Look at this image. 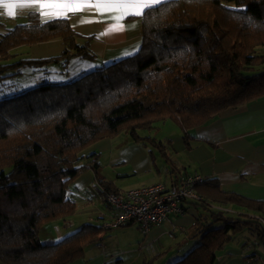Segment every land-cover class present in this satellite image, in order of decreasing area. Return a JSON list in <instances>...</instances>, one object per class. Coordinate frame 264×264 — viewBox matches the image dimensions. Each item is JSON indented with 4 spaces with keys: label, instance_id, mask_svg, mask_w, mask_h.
Returning <instances> with one entry per match:
<instances>
[{
    "label": "trees",
    "instance_id": "1",
    "mask_svg": "<svg viewBox=\"0 0 264 264\" xmlns=\"http://www.w3.org/2000/svg\"><path fill=\"white\" fill-rule=\"evenodd\" d=\"M80 38L67 19L43 22L39 12L0 36V60L8 61L0 64L1 264H72L100 244L105 230L95 223L50 244L40 238L44 224L76 213L67 193L82 172L97 174L98 155L86 164L80 156L95 142L128 134L167 158L162 142L140 132L172 121L190 149L192 130L264 98V0H169L143 15L136 54L68 82L21 91L2 84L25 67L66 70L75 59L95 60L90 38L83 44ZM57 39L64 43L58 56L12 60L20 46ZM100 185L105 197L119 193L111 182ZM196 190L199 243L171 264H215L237 230H250L264 244V201L225 192L216 178ZM231 206L255 216L223 212Z\"/></svg>",
    "mask_w": 264,
    "mask_h": 264
},
{
    "label": "crops",
    "instance_id": "2",
    "mask_svg": "<svg viewBox=\"0 0 264 264\" xmlns=\"http://www.w3.org/2000/svg\"><path fill=\"white\" fill-rule=\"evenodd\" d=\"M10 11L15 15H9ZM42 11L58 10L55 8L42 10L34 5L0 6V36L17 25L26 23L30 12H39L43 22L67 19L73 29L81 35L79 43L83 44L90 38L89 46L95 55V60L75 59L66 70L60 64L25 67L17 76L6 78L3 85L16 87L18 84L23 89H28L47 80L68 82L98 66L109 65L130 57L142 46L143 15L126 16L117 21L114 17L120 15L119 12H105L102 15L96 7H84L76 12L67 11L66 15H42ZM120 25H122L120 30H114ZM63 50L64 43L61 39L37 45L20 46L12 51L14 55L12 60L44 59L58 56ZM7 62L0 60V64ZM15 73L16 71L11 70L6 73V76ZM40 74L42 77H38ZM157 126H159L158 129L165 130L162 132L165 135L159 139V142L163 143L167 158L155 157L153 152L150 156L140 145L127 146L121 150V157H112L109 162L112 166L110 171L99 168L96 181L111 182L118 192H125L159 182L169 185L177 184L187 175L200 174L206 178H216L225 192L264 201V98L250 101L237 109L229 108L203 126L192 130L190 149L186 146L184 133L174 122L167 121ZM122 143L120 142V145ZM111 147L110 138L101 139L81 152V159L97 154L98 148L105 150ZM75 183L77 190L67 193V196L77 203V211L72 217L78 219L83 215L85 219L83 225L95 223L100 226L110 215L102 186H96L95 195L89 192V187L94 184L91 172L78 176ZM226 210L238 216H255L242 209L234 210L228 207ZM198 215L199 211L194 206V202H190L187 204L185 215L171 216L162 225L153 227L146 234L148 243L152 244L162 236L178 237L179 235L183 236L186 242L191 239L196 246L199 243L195 228ZM95 246L108 249V243L106 244V237L103 234L102 241ZM91 247L93 246L86 249L85 257L77 261L80 263L72 264H92L89 255L91 251H87ZM237 252L232 250L227 255L230 257ZM248 257L252 263L259 259L257 254ZM235 261L241 262V259L231 258L226 263L234 264ZM216 262H219V256Z\"/></svg>",
    "mask_w": 264,
    "mask_h": 264
},
{
    "label": "rangeland",
    "instance_id": "3",
    "mask_svg": "<svg viewBox=\"0 0 264 264\" xmlns=\"http://www.w3.org/2000/svg\"><path fill=\"white\" fill-rule=\"evenodd\" d=\"M262 51L263 50L260 52ZM38 77H42V74L38 75ZM15 89L21 91L23 87L16 84ZM158 128L159 126H156L153 130L141 131L140 135L159 141V139L165 135V133H162L165 130L163 128ZM109 138L112 141L111 148L105 150L101 148L97 149L98 162L100 168L102 167L104 171H110L112 169L109 163L112 157H121V150L127 146L140 145L143 149L147 150L150 156H152L151 152H153L155 157H164L159 150H155V148L151 146V143H138L128 134H120ZM128 141L129 143H127ZM120 142H123L122 145H120ZM90 160L91 159H85L81 164H86ZM86 172H91L93 174L94 184L89 187V192L95 195L96 186L99 187L101 182L96 181L97 176L92 170L82 172L79 177ZM75 182L76 180L72 183L69 189L70 192L77 190ZM231 209L236 210L240 208L231 206ZM223 212L230 216H238V214L231 211L223 210ZM84 221L85 219L83 215H81L78 219L70 217L44 224L40 232L42 242L44 244L56 242L53 240H59L80 229ZM103 236L106 237V244L108 243L107 250L98 246H93L87 250L88 252L91 251L89 255L91 257L90 259H92V264H171L184 258V256L195 247L191 239L186 242L184 241V237L179 235L178 237H172L171 235L162 236L157 241L149 244L148 235L146 236V234L143 233L140 225L137 223L113 230H105ZM232 250L238 252L229 257L227 253ZM254 254H257L259 259L252 263L248 256ZM218 256L219 262L215 264H227V260L231 258L241 259V262L235 261L234 264H264V244L250 230H237L233 232V240L218 253ZM224 256L225 258H223Z\"/></svg>",
    "mask_w": 264,
    "mask_h": 264
},
{
    "label": "built area",
    "instance_id": "4",
    "mask_svg": "<svg viewBox=\"0 0 264 264\" xmlns=\"http://www.w3.org/2000/svg\"><path fill=\"white\" fill-rule=\"evenodd\" d=\"M200 174L187 175L177 184L159 182L147 187L111 193L106 197L110 215L101 227L113 230L137 222L143 233L165 223L171 216L186 214L187 204L199 202L196 187L205 181Z\"/></svg>",
    "mask_w": 264,
    "mask_h": 264
},
{
    "label": "snow or ice",
    "instance_id": "5",
    "mask_svg": "<svg viewBox=\"0 0 264 264\" xmlns=\"http://www.w3.org/2000/svg\"><path fill=\"white\" fill-rule=\"evenodd\" d=\"M166 0H0V6H38L39 8H55L58 11H42V15L67 14V11H80L84 7H96L103 15L105 12H119L120 15L114 17L117 21L126 16H142L148 14L152 7L160 5ZM9 15H15L10 11ZM122 25L114 30H120Z\"/></svg>",
    "mask_w": 264,
    "mask_h": 264
}]
</instances>
